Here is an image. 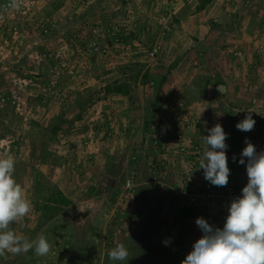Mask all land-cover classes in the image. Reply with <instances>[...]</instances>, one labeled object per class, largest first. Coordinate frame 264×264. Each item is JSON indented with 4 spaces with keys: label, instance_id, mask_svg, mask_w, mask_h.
<instances>
[{
    "label": "rangeland",
    "instance_id": "rangeland-1",
    "mask_svg": "<svg viewBox=\"0 0 264 264\" xmlns=\"http://www.w3.org/2000/svg\"><path fill=\"white\" fill-rule=\"evenodd\" d=\"M7 2L0 0V157L14 156V178L33 205L12 228L30 240L43 232L52 250L5 253L0 264H115L114 242L145 219L135 198L127 202L135 164L145 172L148 158L160 163L216 124L230 140L248 112L257 114L250 98L264 89V0H215L202 16L199 0H24L18 10ZM218 82L231 89L222 107ZM122 83L128 96L105 90ZM141 253L122 264H144Z\"/></svg>",
    "mask_w": 264,
    "mask_h": 264
},
{
    "label": "clouds",
    "instance_id": "clouds-1",
    "mask_svg": "<svg viewBox=\"0 0 264 264\" xmlns=\"http://www.w3.org/2000/svg\"><path fill=\"white\" fill-rule=\"evenodd\" d=\"M22 2L11 0L10 7L18 10ZM251 113L248 112L236 125L238 130L254 129L256 121ZM227 136L223 127L216 124L209 130V135L203 137L199 169L204 170L205 180L214 186L223 187L229 183ZM245 143L247 147L243 149L239 163L243 165L244 158L247 159L248 183L242 189V196L231 202L223 229L213 228L203 217L196 220L203 235L182 264H264V152L258 153L248 140ZM15 164L12 155L0 157V256L34 250L35 255L45 257L50 254L52 245L43 232L30 240L18 236L12 228L33 210L24 187L14 178ZM163 243L168 245L170 240ZM108 256L113 262H123L129 251L123 244H118Z\"/></svg>",
    "mask_w": 264,
    "mask_h": 264
},
{
    "label": "crops",
    "instance_id": "crops-1",
    "mask_svg": "<svg viewBox=\"0 0 264 264\" xmlns=\"http://www.w3.org/2000/svg\"><path fill=\"white\" fill-rule=\"evenodd\" d=\"M198 4L199 3L197 2L196 6H198ZM215 5V0H213L206 6L205 9L201 10L197 16H202L206 12L207 8L215 9ZM187 24L189 25L190 30H194V32L198 35L201 31H203L202 26L198 25V21H191L190 19L187 21ZM220 84L224 83H216L214 86V92H216V97L218 98L219 103L222 102L220 104L222 107L223 103L227 104L229 101L231 89L226 85L227 92L225 96H220L216 91L217 86ZM262 88L263 87L261 86L258 88L259 90L256 95L260 99V106L262 107V110H259L256 115H252V118L256 121L254 129L252 131H240L234 134L231 132L229 138L230 145L226 152L228 157V166L230 168L229 182L243 188L248 183L246 170L247 159L244 158L245 164L243 165L239 163V160L242 158L241 154L243 149L247 147L245 141L248 140L251 142L256 147L258 153L264 152V89ZM251 96L252 98H250V101L255 95L252 94ZM200 110H202V105L200 106ZM196 114L199 116L197 118L201 119L204 117V115H200L199 113ZM208 115V122L210 120H220L221 122H224V120H222L224 118H222L221 115ZM204 124V122H200V126ZM260 126H262L261 130ZM196 130H198V128L193 129L194 132H196ZM197 132L200 131L198 130ZM255 132L259 133L258 138L255 137ZM200 134L201 133H198V135ZM204 135L207 136V134ZM195 136H193L194 139H185L183 143L172 147V150L169 151L168 154L162 156L164 161H162V159L160 163H156L151 157L148 158L145 167L141 168V170L144 168L143 171L145 172H138V165L135 164V184L133 189H131V191H133V199L129 197L127 202L132 203L135 198V204L141 205V207L145 210V219L143 223H140L139 225L127 227L129 230L126 231L125 235L122 236L121 239H119L121 244L126 246L131 254V258L129 259L134 258L133 253L134 250L137 249L142 252L141 257L144 264H182V261L186 259L187 255L193 250L194 243L203 235L201 229L196 224V220L198 218L203 217L210 225L213 226V228L223 229L224 224L226 223V218L229 214V208L217 206L211 199L203 200L198 206L192 205L178 208L172 205L174 194L171 189H174L178 185V181L182 173L185 171L186 163L194 159L192 156H188V152L184 154L181 153V147L184 143L191 144L193 148L198 146L202 148L203 146L204 136ZM137 137L135 136V138ZM145 137L147 139L148 135L140 136L142 140ZM155 137L156 135H154L153 138ZM227 140L228 139H226V142ZM131 143H133V141ZM145 143H147L146 140ZM174 150L177 151L174 152ZM142 152L146 155L147 150L146 152L145 150L137 151V153ZM118 154H121V152ZM234 156L236 158L235 161L233 160ZM136 158L137 156L135 159ZM197 169H199V165H197ZM199 171H202V173L199 178L200 182L198 185L199 187L197 188L198 191L201 189L203 190L204 187L212 185L210 182L205 180L204 170L202 169ZM147 172L151 173V175L147 176L145 174ZM159 175H161V177L159 178L158 184H155ZM161 183L165 184L168 188L165 190L160 189L159 184ZM165 240H170V243L165 245L163 243ZM114 245L116 247L118 245L117 242H114ZM132 260L135 262L134 259ZM114 263L122 264L124 262L117 261ZM128 263H130V261H128Z\"/></svg>",
    "mask_w": 264,
    "mask_h": 264
},
{
    "label": "built area",
    "instance_id": "built-area-1",
    "mask_svg": "<svg viewBox=\"0 0 264 264\" xmlns=\"http://www.w3.org/2000/svg\"><path fill=\"white\" fill-rule=\"evenodd\" d=\"M11 2L6 3V9H11L10 7ZM24 5V0L21 4V7ZM262 110L260 106V99L257 96H254L251 100V109L250 111ZM264 114V113H263ZM262 126H260V130ZM159 136V135H158ZM230 136V135H229ZM255 137H259V133L255 132ZM226 144L230 145L229 140H227ZM184 151V149H182ZM193 158L192 161H188L186 163L185 171L182 173L178 185L171 189L174 196L172 199V205L175 207H187V206H198L200 203L205 199H211L215 205L220 207H230V204L233 200L240 198L242 196V189L243 187L237 186L234 183L229 182L227 186L219 187L210 185L208 187H204L203 190L198 191L197 188L199 187V178L201 177V173L197 169V165L199 158L201 156V148L195 147L192 151ZM160 189H164V184H159ZM132 179H128L126 181V188L132 189ZM134 186V184H133ZM167 187V186H166Z\"/></svg>",
    "mask_w": 264,
    "mask_h": 264
},
{
    "label": "trees",
    "instance_id": "trees-1",
    "mask_svg": "<svg viewBox=\"0 0 264 264\" xmlns=\"http://www.w3.org/2000/svg\"><path fill=\"white\" fill-rule=\"evenodd\" d=\"M213 0H199V5L197 7V10L198 11H201L203 9L206 8V6L208 4H210ZM60 7H62V4L59 5ZM59 6H55V10L59 9L60 7ZM106 89V92L107 93H112V94H116V95H122V96H128L130 93H131V90H130V87L128 86L127 83H122V84H116L115 86H109V87H105ZM149 123L145 122V125H144V133L148 132L149 131ZM59 129V127H57V130ZM59 192V190H57L56 188V193ZM55 193V192H54ZM60 195V196H59ZM60 200H58V202H61L63 204H67V201L66 199L61 195V194H58ZM50 201L53 199L54 200V197H51L49 198Z\"/></svg>",
    "mask_w": 264,
    "mask_h": 264
},
{
    "label": "water",
    "instance_id": "water-1",
    "mask_svg": "<svg viewBox=\"0 0 264 264\" xmlns=\"http://www.w3.org/2000/svg\"><path fill=\"white\" fill-rule=\"evenodd\" d=\"M220 86H222V88H220ZM216 91H217V93H218L220 96H223V95H225L226 92H227V87H226V85H224V84H220V85L217 86Z\"/></svg>",
    "mask_w": 264,
    "mask_h": 264
}]
</instances>
